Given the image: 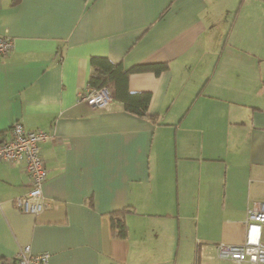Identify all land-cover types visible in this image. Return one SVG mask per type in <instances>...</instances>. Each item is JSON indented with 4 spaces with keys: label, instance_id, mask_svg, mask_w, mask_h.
<instances>
[{
    "label": "crops",
    "instance_id": "1",
    "mask_svg": "<svg viewBox=\"0 0 264 264\" xmlns=\"http://www.w3.org/2000/svg\"><path fill=\"white\" fill-rule=\"evenodd\" d=\"M0 34L14 41L0 140L16 121L53 134L39 214L14 201L25 165L0 160V257L29 245L45 264H211L219 243L245 240L264 201V0H0ZM92 56L167 64L130 72V91L151 94L144 115L111 86L105 110L79 101Z\"/></svg>",
    "mask_w": 264,
    "mask_h": 264
},
{
    "label": "built area",
    "instance_id": "2",
    "mask_svg": "<svg viewBox=\"0 0 264 264\" xmlns=\"http://www.w3.org/2000/svg\"><path fill=\"white\" fill-rule=\"evenodd\" d=\"M13 46L11 36L0 34V57L12 50ZM78 99L105 110L112 100V93L108 87H89L79 92ZM10 132L8 138L0 140V160L22 162L31 177L30 189L17 196L15 204L22 212L39 214L47 205L42 186L48 175L40 143L53 134L44 130H29L21 121L14 122ZM245 224V240L239 244L219 243L217 256L239 264H264V201H255L248 207ZM48 259V252L33 253L30 246L25 245L13 257H0V264H45Z\"/></svg>",
    "mask_w": 264,
    "mask_h": 264
},
{
    "label": "trees",
    "instance_id": "3",
    "mask_svg": "<svg viewBox=\"0 0 264 264\" xmlns=\"http://www.w3.org/2000/svg\"><path fill=\"white\" fill-rule=\"evenodd\" d=\"M93 72L89 84L95 88L113 87V97L122 101L126 110L144 115L150 103L149 92H131L129 89V75L132 71L152 69L157 74L167 68V64H138L125 68L122 63H114L105 56H92ZM128 210V209H126ZM119 211L120 216L113 221V230L118 235H125L126 224L123 218L124 211Z\"/></svg>",
    "mask_w": 264,
    "mask_h": 264
},
{
    "label": "rangeland",
    "instance_id": "4",
    "mask_svg": "<svg viewBox=\"0 0 264 264\" xmlns=\"http://www.w3.org/2000/svg\"><path fill=\"white\" fill-rule=\"evenodd\" d=\"M207 260H208V262L211 263V264H216V263L222 262V261L219 260V258H217L216 256H215L214 258H212V259L207 258ZM193 261L195 262V256H193ZM180 262H182V264H186V263H188V262L191 263L190 256H189V257H188V256H184V257H182V260H181ZM194 262H193V263H194ZM227 263H229V262H227ZM231 264H234V263H231Z\"/></svg>",
    "mask_w": 264,
    "mask_h": 264
}]
</instances>
